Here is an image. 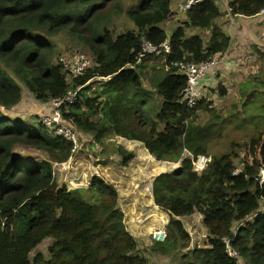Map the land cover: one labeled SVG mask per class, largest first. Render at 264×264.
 <instances>
[{"label": "trees", "instance_id": "1", "mask_svg": "<svg viewBox=\"0 0 264 264\" xmlns=\"http://www.w3.org/2000/svg\"><path fill=\"white\" fill-rule=\"evenodd\" d=\"M194 2L187 11L189 21L169 34L162 25L172 16V0H0V264H148L127 230L116 187L99 175L92 176L88 188L60 185L53 163L69 160L72 142L53 135L41 123L31 127L4 112L22 101L20 83L41 102L62 98L70 87L82 86L78 98L63 111L65 123L76 129L81 140L90 135L102 142L114 133L144 143L159 161L181 163L153 179L154 202L170 219L165 240L155 241L150 252L168 256L188 248L190 234L180 217L199 212L207 243L182 255L193 259L187 264H241V260L264 264V182H260L264 91L253 88H264V80L260 84L248 80L240 87L242 97L253 100L259 93L263 100L262 110L247 122L256 129L251 142L254 161H243L239 170L237 155L210 152L225 121L207 94L193 108L188 106L187 77L173 66L177 61H207L231 44L216 23L221 16L216 0ZM125 4L130 5L125 9ZM229 7L234 14L253 17L264 8V0H229ZM122 15L136 29L115 35L110 23ZM190 27L210 31L209 40L187 36ZM61 32L85 45L94 59V67L72 83L56 64L57 51L50 39ZM142 38L154 46L169 40L171 47L163 66L151 77L160 97L154 114L155 95L143 84V67L157 53L137 64ZM96 80L103 85L89 95ZM217 88L226 95V87ZM201 110L211 119L194 124ZM19 146L42 151L49 159H27L16 152ZM115 155L123 166L135 157L122 145ZM198 156L211 157L202 172L194 167ZM235 231L233 246L239 259L227 255L223 242ZM47 239L52 240L49 257L38 252L32 258Z\"/></svg>", "mask_w": 264, "mask_h": 264}, {"label": "rangeland", "instance_id": "2", "mask_svg": "<svg viewBox=\"0 0 264 264\" xmlns=\"http://www.w3.org/2000/svg\"><path fill=\"white\" fill-rule=\"evenodd\" d=\"M179 4L178 0H173L172 7L177 10L178 13H180V11H178L179 8H177ZM129 5L130 4H125V9ZM169 25H171V23H169ZM165 27L169 32H172V28L168 26L167 22L165 23ZM110 28L115 32V35H118L125 30L134 28V26L126 15H122L115 18L113 22L110 23ZM202 35L206 36L207 34L201 33L200 36L202 37ZM50 39L53 41L57 51L56 64H59V59L62 56H70L79 53L92 56L85 45L78 42L75 37L69 35L67 32L51 35ZM204 41L206 42L207 40ZM248 41L253 44L251 37ZM253 45L250 47H253ZM249 62V65L244 63L238 64L241 66L242 70V73L240 74V77H242L241 82L237 81V78H240L237 76L235 79L237 82L234 86L230 83L225 86L222 84L223 81L216 86V88L219 85L226 87V95H221V91L218 88H206L205 90V92L210 90L208 94L206 93L208 96L205 97L209 100L211 106L216 109V112L220 115L221 119L225 121V125L221 128L222 130L220 131V134L214 138L210 144V152L213 155H221L228 152L237 155L235 163L239 170L242 168L243 161H248L250 163L254 161L255 155L251 152V142L256 129L254 124H247V122L249 118L253 116L252 114L262 110V104L260 103L263 100L262 95L259 93H257V96H255L253 100L242 97L240 87L243 82H247L248 80L253 83L255 82V79H257L258 81L254 84H260L259 81L264 80V44L261 50L256 48L253 55H249ZM163 64L164 58L162 55L157 54L153 60L146 61L143 67V84L152 92V94L155 95L156 101L154 105L156 106L153 114L159 105L160 97L157 95L156 90L153 87L151 77L155 75L156 68H161ZM229 69L232 71L233 68L229 67ZM225 79H227V82L230 81L232 83L234 75L231 73H229V75L226 74ZM98 81L100 80H96L88 90L89 95L94 96L96 91L103 85V83L100 84ZM20 85L23 90L22 101L10 111L2 110L12 119L15 118V120H21L24 124H29L28 126L36 128L41 116L52 113V106L50 102L39 101L36 99L35 95L26 88V86L21 83ZM253 88H256L261 94L264 91V88H261L260 85L253 86ZM251 110L254 112L247 115V112ZM210 119L211 115L205 110H201L197 112L194 124L203 125L208 123ZM260 130L264 131V125ZM261 138L264 139V133L261 134ZM82 142L84 143L82 149L76 152L77 157L74 155V160L71 161L70 165L69 160L63 163H53L54 176L57 181L60 185L64 184L70 189H77L88 188L91 178L94 175H99L104 179H108L109 182L115 184V187L118 190L119 208L126 212H128V207L131 205V202H136L138 201L137 199L142 200V198H147L150 194L153 195L152 181L157 175L164 172H170L181 166L180 162L170 163L167 161H159L149 153L144 143L129 140L122 136L115 135L114 133L105 135L102 142L97 141L93 136L86 135ZM118 145H122L126 149L132 150L135 153V157L126 166H123L121 163L116 162L115 159H112ZM16 152L35 162L49 159L47 154L41 153L44 157L42 158L39 155L40 152L31 147L19 146ZM208 158L211 160L210 156H208ZM261 175L263 176L262 171ZM157 207H154V205L151 206L149 212H160L161 209L159 210ZM151 216L153 215L150 214V220L152 219ZM191 216L182 218V222L190 234L188 248L182 249L179 252L168 256H163L159 253L155 254L153 252L149 253L147 249L150 247H147V249L142 248L140 249L141 254L147 253L148 255L149 253V255H151L148 264H187L188 262L193 261L190 256L183 258L182 255L186 254L189 249L198 247L203 248L206 246L207 237L204 238L203 235L204 230L207 229L203 224V217L199 212H195V214ZM169 218L170 215H167L166 223H163L162 221L161 223L167 225ZM136 223L139 224L144 222L138 220ZM151 228L152 232L150 235L153 239V232L158 230V228L157 225H154ZM50 242L51 240L49 239L44 240L39 247L34 250L31 257L33 258L38 252H41L46 258H48V246ZM240 263L246 264L244 260H241Z\"/></svg>", "mask_w": 264, "mask_h": 264}, {"label": "crops", "instance_id": "3", "mask_svg": "<svg viewBox=\"0 0 264 264\" xmlns=\"http://www.w3.org/2000/svg\"><path fill=\"white\" fill-rule=\"evenodd\" d=\"M180 2L182 3L183 0H178V4ZM216 2H217L219 9L221 10V16L216 20V23L231 38V44L228 50L225 52V57L224 59H222L220 65L216 69H213L206 76L205 80L202 81V91L203 93H207V94L210 92V90L208 92H205L206 88L215 89L216 86L221 81H223L222 84L225 86H227L228 83L234 86L237 81L241 82L242 77H240V74L242 73V70H241V66L238 64L244 63L246 65H249L250 63L249 55H253L256 48L261 50L264 44V11L260 12L259 14L253 17H247V16H242V15L233 16V15H230L227 11L228 10L227 0H216ZM172 3H173V0H172ZM179 5L177 8H179ZM171 11H172V16L166 21L168 23V26L172 28L171 31H173L176 27H178L182 23L189 21L187 12L178 9V11H180V13H178L177 10H175L172 7V4H171ZM165 23L162 25V27L165 31L170 33L169 30L166 29ZM169 23H171V25H169ZM132 29H136V27L134 26V28ZM186 31H187V36H191V35L200 36L201 33H206L207 34L206 36L202 35V39L204 38L203 40H207V41L209 40L211 36L210 31L197 28V27L187 28ZM250 37L254 45L248 41ZM252 45L253 47H250ZM229 67L233 68L232 71L231 69H229ZM229 73L234 75V80L232 83L230 81L227 82V79H225L226 74L229 75ZM237 76H239L240 78H237ZM236 78H237V81H235ZM39 152H40L39 155L42 158H44L43 155L41 154L44 152L42 151H39ZM112 159H115V161L118 162V160H116L117 156L115 154L113 155ZM105 180L109 182L108 179H105ZM113 185L115 186V184ZM137 200L138 201L136 202H131V205L128 207V212L123 211V210L122 211L125 216V224H126L127 230L135 237V239L137 240L139 244L140 249L142 248L147 249V247L152 246L154 243L153 239L151 238L152 236L150 235V233L152 232L151 227H153L154 225H157L158 229L159 228L166 229L167 225H163L161 221L163 223L164 222L166 223V216L169 214L166 211L162 209L160 210V208L157 207V205L154 202V198L152 194H150V196H148L147 198H142V200L141 199H137ZM153 205L154 207L159 208L160 212H157V213L149 212V210H151V206ZM150 214L153 215L151 216L152 217L151 220L149 219ZM184 217H190V216H184ZM182 218L183 217H180L181 220ZM138 220H141L144 223L137 224L136 221ZM207 236H208L207 230H204L203 237L206 238ZM51 243H52V240L49 243V245ZM147 251H149V249H147ZM149 253L151 252L149 251ZM149 253L148 255L147 253H145L146 255L145 254H142V255L146 256L149 260L151 257Z\"/></svg>", "mask_w": 264, "mask_h": 264}, {"label": "built area", "instance_id": "4", "mask_svg": "<svg viewBox=\"0 0 264 264\" xmlns=\"http://www.w3.org/2000/svg\"><path fill=\"white\" fill-rule=\"evenodd\" d=\"M227 1L228 13L233 16L237 15L232 12V9L229 7V0ZM194 3V0L183 1L179 5V9L187 12ZM262 11H264V8L261 10V12ZM170 51L171 47L169 44V40H167L160 46H154L145 38H142V50L137 56L136 63H141L147 55L154 53L162 55V57L166 59ZM224 57L225 52L222 54H218L212 59L201 63H196L192 61H177L173 63V66L176 67L181 74H184L187 77L185 99L190 108H193L195 105H197L198 101L203 97L202 95H206V93H203L202 91V81L205 80L206 76L213 69H216L220 65ZM58 63V65H60L62 69V72L65 73L68 79H70V83H72V80L75 77L88 73L90 69L94 67L93 57L81 53L70 56H62L59 59ZM99 78L100 77H98L97 79ZM81 88L82 86L77 88L70 87L64 97L50 100L49 102L52 106V113L43 115L38 120V123L44 125V127L50 130L53 135L61 136L62 138L72 142V151L71 156L69 158V165L71 161L74 160V155H76L77 157L76 152L82 149L84 143L79 138L76 129L65 123L63 111L68 105L73 103L78 98V93ZM210 161L211 160L207 156H198L196 160H194L195 170H197L198 172H202L207 167ZM262 173L263 176L260 175V182H264V169H262ZM166 235V229H158L153 232V241H164ZM234 237L236 238V231L231 237H224L223 242L225 244L227 255L232 258L239 259L240 254L233 246Z\"/></svg>", "mask_w": 264, "mask_h": 264}, {"label": "clouds", "instance_id": "5", "mask_svg": "<svg viewBox=\"0 0 264 264\" xmlns=\"http://www.w3.org/2000/svg\"><path fill=\"white\" fill-rule=\"evenodd\" d=\"M170 34V33H169Z\"/></svg>", "mask_w": 264, "mask_h": 264}]
</instances>
